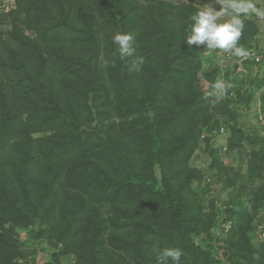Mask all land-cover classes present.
Returning a JSON list of instances; mask_svg holds the SVG:
<instances>
[{
    "label": "trees",
    "instance_id": "obj_1",
    "mask_svg": "<svg viewBox=\"0 0 264 264\" xmlns=\"http://www.w3.org/2000/svg\"><path fill=\"white\" fill-rule=\"evenodd\" d=\"M198 8L15 0L0 12V264H157L165 247L181 264H264V134L240 123L255 107L264 119L259 29L243 19L248 59L223 70L219 53L240 59L186 43ZM217 81L232 84L223 97Z\"/></svg>",
    "mask_w": 264,
    "mask_h": 264
},
{
    "label": "clouds",
    "instance_id": "obj_2",
    "mask_svg": "<svg viewBox=\"0 0 264 264\" xmlns=\"http://www.w3.org/2000/svg\"><path fill=\"white\" fill-rule=\"evenodd\" d=\"M261 2L264 3V0ZM214 3L220 6L219 10L209 4L191 15L192 23L186 43L197 47L204 45L210 51L219 49L237 58H248V50L238 43L245 28L242 17L255 15L264 19V7H257L253 0H214ZM133 40L132 33L114 34L113 43L118 46L121 58L136 55ZM142 63L143 58L138 57L133 61V67ZM212 87L211 95L223 97L232 84L217 81ZM182 255L180 248L165 247L157 256V264H169V260L171 264H181Z\"/></svg>",
    "mask_w": 264,
    "mask_h": 264
},
{
    "label": "rangeland",
    "instance_id": "obj_3",
    "mask_svg": "<svg viewBox=\"0 0 264 264\" xmlns=\"http://www.w3.org/2000/svg\"><path fill=\"white\" fill-rule=\"evenodd\" d=\"M161 1L170 2L172 4L193 5V6L199 7V8H201V7L205 6V5L212 4V6L216 10H219V7H220L219 5L214 3V0H161ZM253 2L256 3L257 7H264V3H262L261 0H253ZM3 9H5V11H7L6 8H1L0 7V12H2ZM242 19L252 20L256 24L257 28L259 29V35H258L257 44L260 47V49L264 50V19L258 18L255 15L242 17ZM227 58H228V54L224 57L223 54L219 53L217 55V58L215 59L216 60L215 64L219 68L224 70V68L228 67L229 65L232 66L234 64H237L239 66V64L241 63V62H238V61L236 63V62H234L232 60H228ZM205 87L206 86H204V85L202 86L203 89H205ZM257 101L258 102L260 101L259 97H258ZM258 114H259V108L258 107H255L252 110H250L249 112L245 113L244 116L240 120L242 128L247 129L248 127H255V128H258L259 132H262L264 134V131H262V128H261V124L264 125V121H263L264 119L263 118H261V119L259 118L261 122L263 121L260 124L259 119H258ZM256 116H257V118H256ZM224 142H225V139L222 138V136H219L214 141H212L213 147L214 148H221L223 146ZM222 152H224V151H222V149H221V154H223ZM194 159L195 160L193 161V164L196 165L197 167H200V168H203V169L210 162L209 155L206 152H204L203 149H200V150H198L196 152V155H195ZM223 161L225 163H227V164H230V163L235 164L236 163V160L234 161L233 158H225V157H223ZM220 197H221V199H225L226 195L222 194ZM24 238H26V236L23 234V238L22 239L24 240ZM29 241L32 242V240H29ZM255 243H256V245L262 244L261 242L258 241V239L254 240V244ZM30 247L27 246L28 249ZM37 250L40 252V254L43 253V250H41L40 248H38ZM46 250L48 251L49 249H46ZM220 254H223V252L221 251ZM73 262H74V260L72 258H69V259L64 261V264H73Z\"/></svg>",
    "mask_w": 264,
    "mask_h": 264
},
{
    "label": "built area",
    "instance_id": "obj_4",
    "mask_svg": "<svg viewBox=\"0 0 264 264\" xmlns=\"http://www.w3.org/2000/svg\"><path fill=\"white\" fill-rule=\"evenodd\" d=\"M0 7L6 8V10L8 11L12 9L13 7H15V0H0ZM251 57L254 59L256 63L260 62L261 60L260 56L251 55ZM239 59H240L239 62H243L248 58L246 59L239 58ZM259 218H260L261 223L258 225L256 229L255 236L259 242H263L264 241V211L260 212Z\"/></svg>",
    "mask_w": 264,
    "mask_h": 264
}]
</instances>
